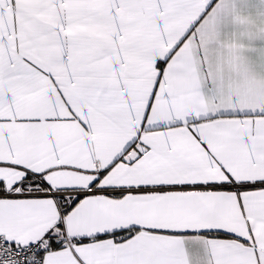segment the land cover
I'll return each instance as SVG.
<instances>
[{"label": "snow or ice", "instance_id": "1", "mask_svg": "<svg viewBox=\"0 0 264 264\" xmlns=\"http://www.w3.org/2000/svg\"><path fill=\"white\" fill-rule=\"evenodd\" d=\"M0 264H264V0H0Z\"/></svg>", "mask_w": 264, "mask_h": 264}]
</instances>
